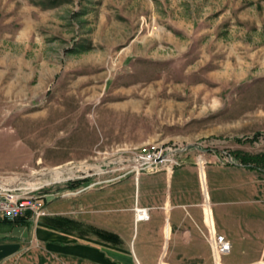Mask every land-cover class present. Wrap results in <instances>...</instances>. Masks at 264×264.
<instances>
[{"label": "rangeland", "instance_id": "rangeland-1", "mask_svg": "<svg viewBox=\"0 0 264 264\" xmlns=\"http://www.w3.org/2000/svg\"><path fill=\"white\" fill-rule=\"evenodd\" d=\"M151 141L259 155L264 200V0H0L1 174L58 199L124 171L65 180L83 169L70 162ZM45 246L33 238L3 264H79Z\"/></svg>", "mask_w": 264, "mask_h": 264}, {"label": "crops", "instance_id": "crops-1", "mask_svg": "<svg viewBox=\"0 0 264 264\" xmlns=\"http://www.w3.org/2000/svg\"><path fill=\"white\" fill-rule=\"evenodd\" d=\"M204 154L202 172L188 148L178 153L180 163L169 172L128 173L79 193L48 197V214L37 223L1 219L0 264L33 238L45 242L51 255L79 264H158L160 259L166 264H212L201 232L209 221L231 242L223 255L228 264L264 261V215L245 204L264 211V200L256 198L263 192L256 173L260 167L222 163ZM241 191L251 197H232ZM136 205L147 207V218H136ZM57 215L65 217L63 225L52 221Z\"/></svg>", "mask_w": 264, "mask_h": 264}, {"label": "built area", "instance_id": "built-area-1", "mask_svg": "<svg viewBox=\"0 0 264 264\" xmlns=\"http://www.w3.org/2000/svg\"><path fill=\"white\" fill-rule=\"evenodd\" d=\"M174 143H167L165 141H151L146 142L137 147V151L133 155H117L112 158H108L101 162H88L81 161L86 164L83 169L75 170L73 173L67 174L63 177L68 179H81L90 175H99L103 173L112 172V170H124L123 173L108 177L97 178L92 182L79 186L73 190L67 189L60 193L59 196H66L99 184L101 182L112 181L118 179L128 173L138 175L141 172H157L166 171L169 172L175 165H178L179 158L178 153L185 149ZM196 164L199 167L200 172L203 170V166L206 163V158L202 153L196 155ZM238 163L234 160L229 152H226V157L222 161ZM69 163V162H68ZM79 163V162H72ZM67 164V163H66ZM62 171L67 169L62 168ZM28 178V177H27ZM51 182V181H50ZM49 182V183H50ZM47 183L30 184L25 175L19 174H1L0 173V220H16L18 218H24L33 223H37L43 216L48 214L47 198H54L55 192L42 189ZM136 218H147V207L135 206L134 207ZM202 235L208 242L211 250L212 264H228L223 261V255L227 254L231 250L230 240L223 234L216 231L209 221L205 230H202ZM161 264H166L160 260Z\"/></svg>", "mask_w": 264, "mask_h": 264}, {"label": "trees", "instance_id": "trees-1", "mask_svg": "<svg viewBox=\"0 0 264 264\" xmlns=\"http://www.w3.org/2000/svg\"><path fill=\"white\" fill-rule=\"evenodd\" d=\"M260 156L257 155V154H253L252 156H245L243 157L242 159V163L245 164V165H248V166H253V167H256L257 165H255V163H253V161H256V160H259ZM52 221L57 224V225H63L64 223V220H65V217L64 216H61V215H57V216H53L52 218ZM93 230L97 231V232H100L101 234H107L106 236H115L114 233L112 232H105L106 230H102V229H99V228H96L95 226H92Z\"/></svg>", "mask_w": 264, "mask_h": 264}, {"label": "bare ground", "instance_id": "bare-ground-1", "mask_svg": "<svg viewBox=\"0 0 264 264\" xmlns=\"http://www.w3.org/2000/svg\"><path fill=\"white\" fill-rule=\"evenodd\" d=\"M71 163V165L70 164H68L66 167H69V168H75V167H83L84 166V164H86V163H84V162H79V163H72V162H70Z\"/></svg>", "mask_w": 264, "mask_h": 264}]
</instances>
